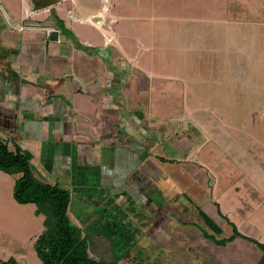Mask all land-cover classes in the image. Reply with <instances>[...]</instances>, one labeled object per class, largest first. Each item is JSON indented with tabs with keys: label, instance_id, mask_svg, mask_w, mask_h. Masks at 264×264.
I'll use <instances>...</instances> for the list:
<instances>
[{
	"label": "rangeland",
	"instance_id": "obj_1",
	"mask_svg": "<svg viewBox=\"0 0 264 264\" xmlns=\"http://www.w3.org/2000/svg\"><path fill=\"white\" fill-rule=\"evenodd\" d=\"M114 2L127 16L114 24L120 41L147 69H136L138 101L161 111L182 156L154 174L166 196L150 195L158 215L131 217L149 233L122 263L259 264L263 252L254 242L239 236L218 245L201 227L230 236L228 217L243 235L264 243V0ZM18 178L0 170V259L42 264L34 243L44 216L35 203L16 201ZM76 211L70 210L74 222L88 226ZM105 223L91 225L98 231ZM146 257L148 263L140 261Z\"/></svg>",
	"mask_w": 264,
	"mask_h": 264
},
{
	"label": "crops",
	"instance_id": "obj_2",
	"mask_svg": "<svg viewBox=\"0 0 264 264\" xmlns=\"http://www.w3.org/2000/svg\"><path fill=\"white\" fill-rule=\"evenodd\" d=\"M126 17L114 0H0V138L32 153L40 179L69 189L88 225L158 215L150 195L166 189L154 174L182 157L165 116L138 101L136 69H147L114 28Z\"/></svg>",
	"mask_w": 264,
	"mask_h": 264
},
{
	"label": "trees",
	"instance_id": "obj_3",
	"mask_svg": "<svg viewBox=\"0 0 264 264\" xmlns=\"http://www.w3.org/2000/svg\"><path fill=\"white\" fill-rule=\"evenodd\" d=\"M32 158V153L20 146L10 150L8 142L0 138V170L20 175L14 186V198L22 204L35 203L36 214L44 216L43 230L34 243L42 264H123L122 260L140 245L145 234L140 226L131 218L122 221L109 213L100 232L94 235L97 225L83 227L71 217V191L58 183L40 179L34 172ZM139 216L144 218L143 214ZM226 219L233 229L230 236L217 238L201 227L203 235L218 245H226L242 236L262 250L259 264H264V243L243 235L234 222L228 217ZM107 252L110 254L105 255ZM138 253L140 256L143 254L142 251ZM140 261L148 263L149 259L140 258ZM0 263L17 264V260L13 257L7 261L0 259Z\"/></svg>",
	"mask_w": 264,
	"mask_h": 264
},
{
	"label": "water",
	"instance_id": "obj_4",
	"mask_svg": "<svg viewBox=\"0 0 264 264\" xmlns=\"http://www.w3.org/2000/svg\"><path fill=\"white\" fill-rule=\"evenodd\" d=\"M58 0H41L42 4L44 6H50L52 4H55Z\"/></svg>",
	"mask_w": 264,
	"mask_h": 264
},
{
	"label": "built area",
	"instance_id": "obj_5",
	"mask_svg": "<svg viewBox=\"0 0 264 264\" xmlns=\"http://www.w3.org/2000/svg\"><path fill=\"white\" fill-rule=\"evenodd\" d=\"M20 28H21V29H24L25 27H24V26H21Z\"/></svg>",
	"mask_w": 264,
	"mask_h": 264
}]
</instances>
